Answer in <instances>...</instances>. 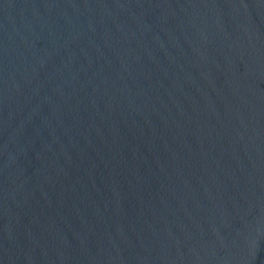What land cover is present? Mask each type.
Returning a JSON list of instances; mask_svg holds the SVG:
<instances>
[{
	"label": "water",
	"instance_id": "water-1",
	"mask_svg": "<svg viewBox=\"0 0 264 264\" xmlns=\"http://www.w3.org/2000/svg\"><path fill=\"white\" fill-rule=\"evenodd\" d=\"M0 264H264V0H0Z\"/></svg>",
	"mask_w": 264,
	"mask_h": 264
}]
</instances>
